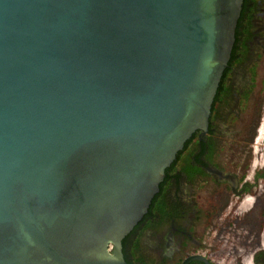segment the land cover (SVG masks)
<instances>
[{"label":"water","instance_id":"water-1","mask_svg":"<svg viewBox=\"0 0 264 264\" xmlns=\"http://www.w3.org/2000/svg\"><path fill=\"white\" fill-rule=\"evenodd\" d=\"M243 4L0 0V264H141L123 239L209 130Z\"/></svg>","mask_w":264,"mask_h":264},{"label":"flooded vegetation","instance_id":"flooded-vegetation-1","mask_svg":"<svg viewBox=\"0 0 264 264\" xmlns=\"http://www.w3.org/2000/svg\"><path fill=\"white\" fill-rule=\"evenodd\" d=\"M263 39L264 0H244L239 44H236L234 56L232 54L231 63L226 69L228 89L226 92H219L215 110L212 109L210 116L209 130L204 134L201 130L196 131L201 141L196 143L197 149L192 161L202 171L189 175L181 167L176 169L177 164L173 167L174 174L169 175V180L164 185L166 192L159 197V206L165 207L154 208L156 210L149 217L144 216L123 239V253L127 261L141 264H183L189 257L199 255L212 264H221L216 260L218 254H222L219 249L226 242L233 244L235 235L225 240L218 237V234L224 230L232 232L231 228L239 222L252 229L253 233V228L264 227L263 198L259 197L256 204L259 209L254 204L242 215L238 214L237 204L233 203L235 195L241 201L248 195L258 193L261 183H264V175L258 177V173L264 170V166L251 170L252 157H242L244 159L241 162L237 156L230 159L232 147L222 139L217 129L221 119L235 123L243 110L254 105L255 100L251 97L253 88L258 85V70L262 74L259 85H264V47L256 49L252 45L255 42L263 45ZM245 64L249 65L250 71L248 80H244L246 88L237 89L234 81L232 82V75L238 66ZM194 144L195 142L189 146ZM179 166L185 167V164L182 162ZM206 186L209 188L201 192ZM244 243L245 252L251 256L252 264H264L263 239L245 240ZM113 249L114 246L111 251ZM189 264L207 262L194 259ZM229 264H245V259L236 255Z\"/></svg>","mask_w":264,"mask_h":264},{"label":"rangeland","instance_id":"rangeland-1","mask_svg":"<svg viewBox=\"0 0 264 264\" xmlns=\"http://www.w3.org/2000/svg\"><path fill=\"white\" fill-rule=\"evenodd\" d=\"M252 47H256V49L259 47L263 48L264 39L263 45H260V42H255ZM249 73L248 64L236 68V71L232 75V82L234 81V85L237 89L246 88L245 85L247 83H244V80H248ZM260 77H262V74L260 70H258V85L260 84ZM258 85L253 88L254 91L251 97L255 100L254 105L248 107L247 110H243L240 118L235 120V123L221 119L217 124V129L221 133L222 139H225V141L232 147L230 159L237 156L241 162V159L252 157L253 163L251 170L258 166H264V85ZM261 128L263 132H261ZM260 187L261 188L256 195H248L241 201H239L240 199H238L237 195L234 196L233 203L237 204L236 211L239 215L248 211L254 204L256 206L259 197L264 199V183H261ZM208 188L209 186L202 188L201 192H204ZM256 209H259V207L256 206ZM231 229L232 232L224 230L222 233L218 234V237H223L225 240H228L231 236L235 235V242L233 244L226 242L225 246L222 249H219V252L222 254H218L216 260L221 264H229L231 260L238 255L244 257L245 264H252L251 256L245 252L246 244L244 241L250 239L258 240L261 238L264 243V227L260 229L253 228V233L252 229L247 226L245 227L239 222ZM112 245L113 244L110 245V248H113ZM222 245H224V243H222ZM234 246H236V249H233Z\"/></svg>","mask_w":264,"mask_h":264},{"label":"trees","instance_id":"trees-1","mask_svg":"<svg viewBox=\"0 0 264 264\" xmlns=\"http://www.w3.org/2000/svg\"><path fill=\"white\" fill-rule=\"evenodd\" d=\"M240 21H241V16H240V19H239V22H238V26H237V30H236V41H235V44H234V48L236 47V44L238 46L239 42H238V39H239V26H240ZM243 47L246 49L245 47V44H243ZM234 48H233V51H234ZM233 51H232V54H233ZM234 56V54H233ZM232 56V57H233ZM229 63H231V61H229ZM227 69V68H226ZM226 69L224 71V75L222 77V80H221V83H220V86H219V89H218V92L216 94V97L214 99V102H213V111L215 110V103L217 101V99L219 98V92L220 91H227V86H226ZM215 117L213 116L212 119H214ZM198 132H196L195 134H193V136L188 139L186 141V144H185V147L179 151L176 159L171 163V165L166 169V178H164V180L162 181L161 185H160V191L156 193V195L154 196L153 200H152V203L149 207V210L148 212L145 214V216L149 217L151 215V213H153L154 208L156 207H165V206H159V197H161V194L163 192H166V188H164V185L165 183L168 182L169 180V175H173L174 174V166L176 165V169L177 168H182L183 170H185L189 175H194L196 173H199L200 171H202L199 167L195 166V164L193 163V154L195 152V150L197 149V146H196V143L197 142H200L201 140H199V137H198ZM195 144L191 147L189 146L191 143H194ZM184 163L185 164V167L183 166H179L181 163ZM173 168V169H172ZM199 171V172H198ZM203 173H206L205 170H203ZM264 175V170H260L259 173H258V177ZM162 213H166V212H162Z\"/></svg>","mask_w":264,"mask_h":264},{"label":"built area","instance_id":"built-area-1","mask_svg":"<svg viewBox=\"0 0 264 264\" xmlns=\"http://www.w3.org/2000/svg\"><path fill=\"white\" fill-rule=\"evenodd\" d=\"M261 132H263L262 128H261Z\"/></svg>","mask_w":264,"mask_h":264}]
</instances>
